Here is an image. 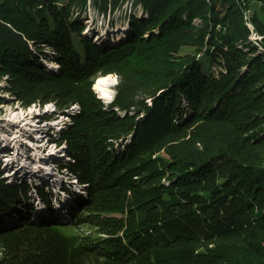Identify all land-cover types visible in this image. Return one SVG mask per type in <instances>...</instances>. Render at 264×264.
Returning a JSON list of instances; mask_svg holds the SVG:
<instances>
[{
  "label": "trees",
  "instance_id": "16d2710c",
  "mask_svg": "<svg viewBox=\"0 0 264 264\" xmlns=\"http://www.w3.org/2000/svg\"><path fill=\"white\" fill-rule=\"evenodd\" d=\"M126 2L143 13L122 42L72 19ZM262 16L264 0H0V78L74 123L54 140L70 207L51 185L8 184L0 161V264H264ZM113 73L106 106L92 87ZM15 203L26 217L10 225Z\"/></svg>",
  "mask_w": 264,
  "mask_h": 264
},
{
  "label": "rangeland",
  "instance_id": "374dc122",
  "mask_svg": "<svg viewBox=\"0 0 264 264\" xmlns=\"http://www.w3.org/2000/svg\"><path fill=\"white\" fill-rule=\"evenodd\" d=\"M142 13L143 9L139 6L132 5V2H126L120 8H117L113 11L108 10L105 15L99 13L91 4H89L87 8L81 12V14H79L78 12L73 13L72 19H81L84 25V33L82 35L88 36V39L94 37L92 40L93 42L96 41L100 36V39L110 37L109 42L114 40L113 42H111V44H115L118 42L117 40L119 39L121 34H123V36H127V34L129 33L128 31L122 32L120 31V29H124L125 26H127V23L130 20V16L136 15L138 18H140L142 16ZM262 18L264 20V16H262ZM72 36H74L76 42H78L79 44L82 38L79 32H73ZM43 50L44 52H47L49 56L53 55L54 53L52 48L48 46L43 47ZM40 61L44 65H46V60L44 58L41 57ZM52 64H54L53 67L48 65V70L50 72L58 73L61 70L59 68V65L55 63ZM213 70H216L215 66H213ZM109 75H111V80L107 86V90L110 97L112 98L104 102L106 106H110L113 102L115 95L114 89L115 85L118 82V77L116 74L113 73ZM113 80H115L116 82L113 83ZM10 84L11 83L9 82L8 76H3L2 78H0V148L4 154V158L1 156L0 160L2 162L1 168H3L4 170L3 178L8 184H21V182L28 180L33 185H35V182H39V185L42 186L41 178H39V176H41V174H47L46 164H49V166L52 167L51 169H56L57 172L52 171L54 176L48 177V180L50 181V184L54 187V189H56V194L61 198L60 194L65 193L64 191H62L63 185H60L61 183H64V179L58 175L60 172V165L58 163L61 160H58L57 158L64 157L61 162L67 163L69 162L70 157L66 153H63L65 152V150H67L66 143H62L59 149H55L53 147L54 145H51V143H54L55 139L58 140L60 138V135L62 136L63 133L70 130V127L74 124L73 119L71 117L63 115V113H59L56 110L55 104L52 102L48 103L47 105H43L37 102L27 107L26 105H24L23 100H18V98L14 95V92L12 90L10 91ZM92 88L95 91L94 85ZM96 94L99 96L97 92ZM77 110H80L79 105H72L69 112L70 114H74ZM18 114H20L22 117L20 115L17 117ZM47 120L48 122H45ZM28 143H31L32 145H29ZM37 145H39V148H36ZM47 147L53 149H49V151H56L54 155L57 156L45 157L47 156V153L49 151L45 149L43 150V148ZM7 155H9L10 158L13 159L12 163H4V160H7L6 158H8ZM25 161L29 162L31 165H29V168L26 167L24 171L20 168L22 166V163ZM13 163L14 166H12ZM38 166V173H35V167ZM64 172L67 173L65 176L69 178V171L65 170ZM29 174L33 176L29 177ZM74 188L77 189L78 192L82 191V194L86 196V193L83 191L84 187ZM59 192L61 193L59 194ZM51 193L54 197V203L56 202L55 199H58V197L55 196L54 191ZM33 196H36L34 190H32V197ZM67 196L68 195L65 193V196L63 197L65 201V204L63 205L64 207H70V205L73 203L72 199V201L69 199L67 200ZM32 203H34L36 210H38L40 214L47 212L46 207L42 201H39L37 199L33 201L32 199L29 204ZM12 208L14 209H12V212L10 211L11 213L3 216L5 222L10 225H14L13 223L19 218V216L26 217V213H24L23 211L20 212V209L26 210L25 207H20L19 204L15 203L13 204ZM78 210L81 211L80 208ZM68 215L70 218L72 216V213H69ZM46 218L48 219V216ZM38 220L39 218L37 217L35 221ZM94 229L96 230V228ZM94 229H91L90 226H84L83 228L79 229H77L76 227L71 229L69 227L66 230L69 233H75L77 231L92 232L94 231Z\"/></svg>",
  "mask_w": 264,
  "mask_h": 264
},
{
  "label": "bare ground",
  "instance_id": "6f19581e",
  "mask_svg": "<svg viewBox=\"0 0 264 264\" xmlns=\"http://www.w3.org/2000/svg\"><path fill=\"white\" fill-rule=\"evenodd\" d=\"M250 14H247V16H246V18H247V20H250ZM250 27L253 29V27H252V25H250ZM128 27H126L125 26V28L124 29H120V31H122V32H127L128 31ZM257 38V36H253V39L255 40ZM118 42H122V39L119 37V39L117 40ZM96 42H101V43H104V41L103 40H101V39H98L97 38V40H96ZM110 80H111V75H107V76H99L98 78H97V80H96V82H95V84H94V89H95V91L99 94V96H100V98H104V97H106L107 99H110V95H109V93H108V90H107V86H108V84L110 83ZM20 114H18L17 115V117L19 116ZM21 116V115H20ZM22 117V116H21ZM46 122H48V120L46 121ZM29 145H32L31 143H28ZM6 145V144H5ZM4 147V146H3ZM36 148H39V145H37L36 146ZM64 154L66 153V150H65V152H63ZM0 156H2L3 158H4V154H3V152L1 151V148H0ZM58 156H61V155H58ZM7 157L8 158H6L7 160H4V163H12L13 162V159L12 158H10V156L9 155H7ZM58 160H62V159H64V157H58L57 158ZM5 165H7V164H5ZM29 165H31L29 162H23L22 163V166H21V170H24L25 171V168L27 167V168H29ZM12 166H14V163H13V165ZM38 168H39V166L38 167H35V173H38ZM52 171H53V169H49V172H48V174L49 175H51L52 174ZM23 173V172H22ZM44 174H41V176H40V178H41V180H42V178L44 177L43 176ZM24 176V175H23ZM29 177H32L33 175H28ZM39 181V180H38ZM36 224H40V222H38V223H36Z\"/></svg>",
  "mask_w": 264,
  "mask_h": 264
},
{
  "label": "water",
  "instance_id": "95a60500",
  "mask_svg": "<svg viewBox=\"0 0 264 264\" xmlns=\"http://www.w3.org/2000/svg\"><path fill=\"white\" fill-rule=\"evenodd\" d=\"M27 107H28V106H27ZM45 122H46V121H45ZM45 122H43V123H45ZM51 145H54L53 147H54L55 149H59V147H60L61 144H60V143L57 144V142L54 141V143H51ZM48 147H49V146H48ZM48 147H47V148H43V150L45 149V150H48V151H49L50 148H48ZM50 150H53V149H50ZM48 151H47V152H48ZM55 152H56V151H49V152L47 153V156H45V157H54V156H57V155H54ZM47 174H48V171H47ZM43 176H44V175H43Z\"/></svg>",
  "mask_w": 264,
  "mask_h": 264
},
{
  "label": "clouds",
  "instance_id": "9594fccd",
  "mask_svg": "<svg viewBox=\"0 0 264 264\" xmlns=\"http://www.w3.org/2000/svg\"><path fill=\"white\" fill-rule=\"evenodd\" d=\"M116 81L115 80H113V83H115ZM112 98V97H111ZM64 174H67V173H65V172H63ZM72 176V174L71 173H69V177H71Z\"/></svg>",
  "mask_w": 264,
  "mask_h": 264
}]
</instances>
